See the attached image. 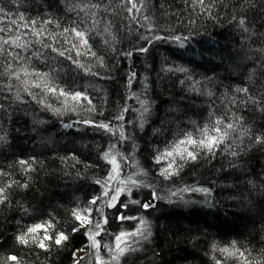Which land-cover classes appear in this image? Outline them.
<instances>
[{
    "label": "trees",
    "instance_id": "obj_1",
    "mask_svg": "<svg viewBox=\"0 0 264 264\" xmlns=\"http://www.w3.org/2000/svg\"><path fill=\"white\" fill-rule=\"evenodd\" d=\"M0 10V264H264V0ZM205 130L223 140L163 155ZM45 223L69 239L40 247L44 230H27ZM142 228L114 260L116 237Z\"/></svg>",
    "mask_w": 264,
    "mask_h": 264
},
{
    "label": "snow or ice",
    "instance_id": "obj_2",
    "mask_svg": "<svg viewBox=\"0 0 264 264\" xmlns=\"http://www.w3.org/2000/svg\"><path fill=\"white\" fill-rule=\"evenodd\" d=\"M129 2H131V0H129ZM200 3H203V0H199ZM93 7H97V5H93ZM133 7H135V4H133ZM2 11V10H0ZM14 23V21H13ZM241 23H243V21H241ZM0 31H4V29H0ZM74 33H75V36L76 37H79L81 42L84 44V45H87V40L84 39V33L81 32V31H76L75 29L72 30ZM19 39V38H17ZM4 44H8L9 41L8 40H4L3 41ZM12 43H15V41H13ZM18 47H22V45H19L17 44ZM0 51H2V49H0ZM142 51H147V49H142ZM61 55H63V53H60ZM79 54V53H78ZM39 75V74H37ZM17 79H19V76L17 75ZM49 91H55V89H49ZM62 95L64 93H61ZM80 96L79 93H77L75 96H73V99H76ZM219 123V122H217ZM99 127H102V128H108V125L106 124H100L98 125ZM229 129H231L233 126L231 124H229L227 126ZM217 132L220 131L219 128L216 129ZM226 135V133H225ZM204 139H201L199 141H196V140H193L191 137H188V139L186 141H180L178 144H176L172 150L168 151L167 153L163 154L164 156L166 157H173L174 153L177 154V155H180L181 159L184 158V154H186L188 157L192 158V159H195V155L193 152L191 151H188L186 145H189V144H199L200 146H204V147H207L209 150L212 149V147L218 143H220L222 140H223V136H219V137H214V136H209L208 135V131L205 130L204 132ZM184 146V147H182ZM105 158L108 159L110 161V163L113 165V169H112V175L109 176V180H112V179H115L116 178V174H118V169H119V165L117 164L116 162V157L115 155H113L112 153H105ZM160 159L161 157H157V162L159 163L160 162ZM21 163H24V161H21ZM175 163V160L173 159L172 161H170L169 165H168V168H165L163 173L164 175H171L172 173L169 172V169L172 168L173 164ZM131 183H135V181H130ZM124 182L121 181V184H123ZM125 189L122 187L120 189H118L116 191V193L114 195H112L111 197H109V207H112V206H115V202L120 194L121 191H124ZM2 189H0V193H2ZM108 194V189H107V183L105 182V192H104V195H107ZM153 199H155V195L153 194ZM2 202V201H0ZM135 203H139V201H134ZM92 204H95L96 203V200H92L91 201ZM142 207L144 208H149V207H153L154 205L151 204V203H145L143 205H141ZM121 207H124L126 208L127 205L126 204H122ZM85 213H90V209H85L83 210ZM76 217V219L78 221L81 222V226H84L85 223H92V221L88 218V215H82L80 211H74L73 213ZM120 219L122 220H125V219H132V217H127V216H121ZM106 222V221H105ZM145 222L144 221H141V224L143 225ZM100 223L99 221L96 222L95 224V227L97 229L100 228ZM52 225L51 224H43V225H40V224H37L31 228H29L27 231L28 233H37L39 230L43 229L45 234L42 236V238L39 239V246L44 248L46 245H45V241H48V240H54V243L56 245H60L62 244L63 242L67 241L69 239V236L66 235L65 233L63 232H60L58 233L55 237H52V236H49L47 235V231L49 228H51ZM78 229H74V231H77ZM143 231L144 229H138V231L136 233H130V234H121L119 236L116 237V244H115V255H113V259L116 260L118 259L120 256L124 255L125 251L129 250L130 248V245L128 244L127 241H125L123 239V237L125 235H132V236H136L138 234H143ZM95 235H99V232L95 233L94 235H90V239L92 240V245L93 247H96V248H99L100 247V244L99 242L95 239ZM36 237H33V239H35ZM20 240L21 243H27L28 241L25 239V236H20L18 238ZM123 244V246H122ZM82 250V249H81ZM134 250V249H133ZM222 251H225V252H228V249H222ZM241 255H243V253H241ZM11 259L13 261L16 260V257H11ZM98 261L101 260V258L98 256L97 257ZM77 264H79V261H77Z\"/></svg>",
    "mask_w": 264,
    "mask_h": 264
},
{
    "label": "rangeland",
    "instance_id": "obj_3",
    "mask_svg": "<svg viewBox=\"0 0 264 264\" xmlns=\"http://www.w3.org/2000/svg\"><path fill=\"white\" fill-rule=\"evenodd\" d=\"M80 255H81V254H76L75 256H76V257H79Z\"/></svg>",
    "mask_w": 264,
    "mask_h": 264
}]
</instances>
